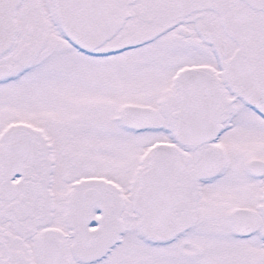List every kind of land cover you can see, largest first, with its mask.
<instances>
[{
	"label": "snow or ice",
	"instance_id": "1",
	"mask_svg": "<svg viewBox=\"0 0 264 264\" xmlns=\"http://www.w3.org/2000/svg\"><path fill=\"white\" fill-rule=\"evenodd\" d=\"M0 264H264V0H0Z\"/></svg>",
	"mask_w": 264,
	"mask_h": 264
}]
</instances>
